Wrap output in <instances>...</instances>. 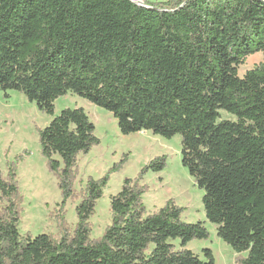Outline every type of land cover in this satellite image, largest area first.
<instances>
[{
  "label": "trees",
  "instance_id": "1",
  "mask_svg": "<svg viewBox=\"0 0 264 264\" xmlns=\"http://www.w3.org/2000/svg\"><path fill=\"white\" fill-rule=\"evenodd\" d=\"M0 0V91H14L49 116L73 94L112 114L121 135L181 136V164L204 191L206 220L237 255L264 264V0ZM260 53L242 78L238 68ZM225 113L232 118L222 117ZM82 108L64 109L39 131L41 156L58 179L63 208L77 156L99 144ZM115 166L88 179L70 234L22 238L16 164L0 168V264H215L186 249L209 236L181 221L171 200L146 214L140 185L166 157L110 197L111 224L90 239V218ZM245 254V257H242Z\"/></svg>",
  "mask_w": 264,
  "mask_h": 264
},
{
  "label": "rangeland",
  "instance_id": "2",
  "mask_svg": "<svg viewBox=\"0 0 264 264\" xmlns=\"http://www.w3.org/2000/svg\"><path fill=\"white\" fill-rule=\"evenodd\" d=\"M146 3H160L167 0H140ZM263 63L260 53L247 57L238 68V76ZM4 98L0 91V168L7 175V165L16 164L19 193L22 197V212L19 233L22 238H34L39 234L50 235L54 240L61 238L58 222L62 219L72 233L77 222L75 208L79 204L88 179L99 180L112 168L103 195L97 201L95 214L90 218V239L101 237L111 224L110 197L120 192L125 179L135 181L141 171L152 160L165 156L162 171H147L140 182L147 192L141 197L146 214H152L172 201L182 209L181 221L201 222L209 236L206 240L191 241L187 248L204 260L202 250L210 249L215 264H237L238 255L217 237V226L205 218L202 204L204 191L199 189L194 179L181 164V136L164 139L151 132L121 135L117 122L111 113L73 94L60 97L54 103V115L40 112L35 104L27 101L21 93L10 91ZM82 108L95 127L94 135L99 144L87 154L77 156L74 168L72 190L77 198H68L61 209L62 191L58 179L48 171L47 161L41 156L39 131L44 129L54 117L64 109ZM225 119L231 116L222 113ZM242 254V257H245Z\"/></svg>",
  "mask_w": 264,
  "mask_h": 264
},
{
  "label": "water",
  "instance_id": "3",
  "mask_svg": "<svg viewBox=\"0 0 264 264\" xmlns=\"http://www.w3.org/2000/svg\"><path fill=\"white\" fill-rule=\"evenodd\" d=\"M133 3H135L136 5H138V6H142V7H144L145 6V4L142 2V1H140V0H131Z\"/></svg>",
  "mask_w": 264,
  "mask_h": 264
}]
</instances>
